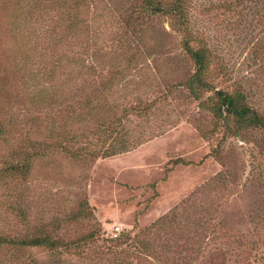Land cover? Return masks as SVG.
<instances>
[{"label":"rangeland","instance_id":"374dc122","mask_svg":"<svg viewBox=\"0 0 264 264\" xmlns=\"http://www.w3.org/2000/svg\"><path fill=\"white\" fill-rule=\"evenodd\" d=\"M189 2L191 28L209 48L208 84L243 92L264 114V0ZM32 3L0 0V90L12 93L0 98L4 117L9 110L25 114L23 103L44 85L67 98L70 90L79 97L87 90H115L109 101L137 113L125 121L134 147L127 153L94 161L53 153L34 161L31 180L20 184L31 222L23 229L48 225L88 203L94 219L61 232L64 242L87 244L74 247L86 253L84 260L70 255L75 264H264V132L232 135L231 119L216 121L179 86L195 67L172 21L162 16L150 22L145 45L138 44L129 67L127 59L110 65L105 50L92 54L106 45L119 47L117 35L139 0H93L84 48L77 47L76 35L66 36L63 25L55 26L51 13L40 21L29 18ZM49 6L44 0L39 7ZM58 41L70 49L59 51L65 75L52 82L43 69L55 63L56 53L47 48L64 46ZM112 72L121 74L109 87ZM6 153L0 143L2 163ZM166 215L169 224L158 226ZM124 236L129 241L117 244ZM142 241L155 251L146 261L130 254ZM22 258L54 264L37 248Z\"/></svg>","mask_w":264,"mask_h":264},{"label":"trees","instance_id":"16d2710c","mask_svg":"<svg viewBox=\"0 0 264 264\" xmlns=\"http://www.w3.org/2000/svg\"><path fill=\"white\" fill-rule=\"evenodd\" d=\"M32 1L29 18H39L40 21L51 13L57 19L55 26L59 23L63 25L66 36L76 35L74 40L78 41L77 47H85L84 41L90 35L89 19L86 16L93 0H49L50 6L45 11L39 7L44 0ZM189 3V0H139V6L126 15L121 33L117 35L119 47L106 45L92 55L96 56L105 50L104 55L110 65L127 59L129 67L134 60L133 54L139 51L138 44L145 45L150 22L166 17L178 28L183 50L195 67L194 73L179 86L216 121L227 122V119H231L233 127L229 131L232 135L251 129L264 132V114L249 105L243 92L230 94L208 84L209 48L198 41L197 34L191 28ZM55 31L49 33L53 35ZM62 43L64 46L55 43L47 48L57 55L55 63L50 64L49 69H43V77L52 82H55L57 76L65 75L63 59L58 56L62 49H70V44ZM120 74L111 73L112 78L107 80L109 87H113V82ZM206 92L212 95L204 97ZM115 93V90H87L85 95L79 97L74 90H70V98H67V94L44 85L42 90L27 97L26 103H23L25 114H12L9 110L8 116L4 117V110L0 106V143L5 145L8 157L7 162L2 163L0 156V264H37L34 260L26 263L22 258L25 252L33 248L48 252L51 258L54 257V264H75V260L69 258L70 255L85 259L84 251L76 253L73 249L87 244L81 239L64 242L61 232L63 226L70 223L94 219L88 203H83L77 213H69L63 219L54 218L48 225L32 226L27 231L23 228H28L31 222L28 210L23 206L26 187L22 189L20 184L26 185L31 180L34 161L49 154L59 153L73 160L94 161L133 149L125 121L137 112L135 108H123L120 111L118 103L109 101L116 96ZM1 97H12V93L0 90ZM168 216L159 218L156 224L168 225ZM88 238L94 239L91 236ZM129 239L130 236L119 238L117 244H124ZM143 242H139L130 254L146 261L155 251L149 250L150 247L144 246Z\"/></svg>","mask_w":264,"mask_h":264},{"label":"built area","instance_id":"2783aa9c","mask_svg":"<svg viewBox=\"0 0 264 264\" xmlns=\"http://www.w3.org/2000/svg\"><path fill=\"white\" fill-rule=\"evenodd\" d=\"M119 232H120V228L116 227L115 228V232H113V236L114 237H117V235L119 234Z\"/></svg>","mask_w":264,"mask_h":264}]
</instances>
